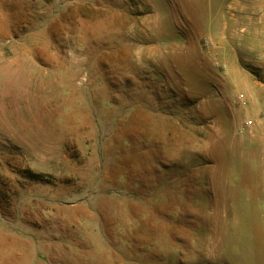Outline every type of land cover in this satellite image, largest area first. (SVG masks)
<instances>
[{
	"label": "rangeland",
	"instance_id": "obj_1",
	"mask_svg": "<svg viewBox=\"0 0 264 264\" xmlns=\"http://www.w3.org/2000/svg\"><path fill=\"white\" fill-rule=\"evenodd\" d=\"M227 1L0 0V264H264L262 56L220 46Z\"/></svg>",
	"mask_w": 264,
	"mask_h": 264
},
{
	"label": "crops",
	"instance_id": "obj_2",
	"mask_svg": "<svg viewBox=\"0 0 264 264\" xmlns=\"http://www.w3.org/2000/svg\"><path fill=\"white\" fill-rule=\"evenodd\" d=\"M226 3L229 24L223 23L220 46L235 60L246 59L250 51L261 54L264 73V0H228Z\"/></svg>",
	"mask_w": 264,
	"mask_h": 264
}]
</instances>
